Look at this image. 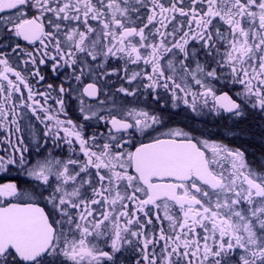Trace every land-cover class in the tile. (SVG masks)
<instances>
[{"label": "snow or ice", "instance_id": "1", "mask_svg": "<svg viewBox=\"0 0 264 264\" xmlns=\"http://www.w3.org/2000/svg\"><path fill=\"white\" fill-rule=\"evenodd\" d=\"M250 118L264 0H0V264H264Z\"/></svg>", "mask_w": 264, "mask_h": 264}, {"label": "rangeland", "instance_id": "2", "mask_svg": "<svg viewBox=\"0 0 264 264\" xmlns=\"http://www.w3.org/2000/svg\"><path fill=\"white\" fill-rule=\"evenodd\" d=\"M179 114L173 117V123L176 126H191L199 131H206L210 134H222L223 129L220 127L221 123L228 124L229 121H219L213 117H195L191 113H185L179 109L176 110ZM261 123L260 121L250 118L247 122L240 125V128L245 129L243 133L236 131L239 139H236L234 143L240 144L242 141H246L244 147L248 148L249 154H258L259 147L264 144V140L261 139L262 128L257 125ZM249 144L252 146L249 147Z\"/></svg>", "mask_w": 264, "mask_h": 264}, {"label": "flooded vegetation", "instance_id": "3", "mask_svg": "<svg viewBox=\"0 0 264 264\" xmlns=\"http://www.w3.org/2000/svg\"><path fill=\"white\" fill-rule=\"evenodd\" d=\"M10 179L8 175H0V183L7 182Z\"/></svg>", "mask_w": 264, "mask_h": 264}]
</instances>
